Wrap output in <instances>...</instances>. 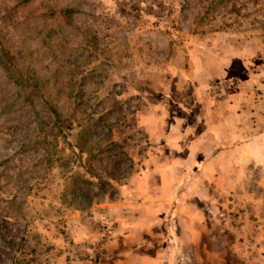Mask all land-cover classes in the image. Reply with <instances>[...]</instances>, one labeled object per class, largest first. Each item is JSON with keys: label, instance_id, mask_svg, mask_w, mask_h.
<instances>
[{"label": "rangeland", "instance_id": "rangeland-1", "mask_svg": "<svg viewBox=\"0 0 264 264\" xmlns=\"http://www.w3.org/2000/svg\"><path fill=\"white\" fill-rule=\"evenodd\" d=\"M14 4L0 0L6 55H43L5 64L16 87L0 65V264H264V0ZM61 8L74 14L50 18ZM54 85L58 119L42 102ZM189 125L200 150L180 152L164 136ZM95 176L106 196L67 195L71 179ZM175 204L202 222L196 250L172 224Z\"/></svg>", "mask_w": 264, "mask_h": 264}, {"label": "trees", "instance_id": "trees-1", "mask_svg": "<svg viewBox=\"0 0 264 264\" xmlns=\"http://www.w3.org/2000/svg\"><path fill=\"white\" fill-rule=\"evenodd\" d=\"M36 0H15V4L13 5L14 9L17 10H22L25 7H28L30 5H32ZM49 13L50 18H52L53 20H62V19H67L70 18L73 14H74V10L71 8H61L59 9L57 12L56 11H51V10H47ZM30 29L29 32L31 34H33L34 29H32V26L29 25ZM36 28V27H35ZM29 45H26V48H28ZM38 51H25L24 47H21L20 50H18L16 52V54L13 57H8V55H6V49L4 48V42L2 40V35L0 34V65L3 66L6 69V73L7 76L11 77V81L14 82V86H18L19 85V81H17V77H16V72L17 70H15V67H11L10 63H13V61L19 63V60L22 58H25L26 60H28L29 62V66H34L39 63L40 59V55L42 58L43 52L42 53H37ZM37 54V55H36ZM13 60V61H11ZM5 64H10V65H5ZM36 66L30 68V70L35 73L37 71ZM41 71V70H40ZM42 72V71H41ZM37 78H40V76H38ZM49 80L47 79L46 84L48 85ZM63 86V85H62ZM41 89H43V87H41ZM54 95L48 96V98L46 99V101H42L43 105L45 108H47L48 112L51 113L53 116H55L58 119V114H57V110H56V106H57V102H59V100L61 99L59 97L60 94V87L54 85L52 87ZM68 98V97H67ZM33 99V95H26L22 101L24 100L26 103L31 102ZM31 104V103H29ZM95 122L93 123V125L91 127H86L84 128L81 132L78 133V141L76 143V148L81 152L84 153L85 150L87 149V147L90 145V143L92 142V138L93 135L95 134L94 127H95ZM46 141H43L42 143H44ZM112 147H116V145H112ZM105 154L103 152H98V153H89V161L90 162H94V163H100L104 161V156ZM107 159L108 156H107ZM95 180L96 182L93 181H88V180H82L81 177H76L74 179H71L70 184L65 187V191L67 192V195H72V199L73 200H78V199H85V204L87 206H89L93 201V199L95 198L96 200H98L99 198H102L104 196L107 195V190L106 187L109 189H112L111 185H110V181H106L105 179H102L100 177H96L95 176ZM111 181H114V179H111ZM82 183H86L87 186L89 187H94L95 191L92 194V196L90 195L91 193L85 189L81 187ZM65 192V193H66ZM84 192V193H83ZM113 194V193H112ZM110 194V195H112ZM79 208L82 207L81 203L78 206Z\"/></svg>", "mask_w": 264, "mask_h": 264}, {"label": "crops", "instance_id": "crops-1", "mask_svg": "<svg viewBox=\"0 0 264 264\" xmlns=\"http://www.w3.org/2000/svg\"><path fill=\"white\" fill-rule=\"evenodd\" d=\"M204 108H205V105H203ZM204 114V118L206 120V113L203 112ZM211 129L217 133L218 130H224L225 127L224 125L221 123V122H217L215 125H211L210 126ZM196 128H194V126L192 125H189L187 126L186 128H183L181 130V132H179L178 134H176L175 136L167 133L165 134V138L167 139V143L168 144H171V141L173 139H175V142L173 143L174 147L180 151V152H183L185 150V147H190L193 151H199L200 150V147L198 145V142H200V137L197 136L198 134L196 133ZM223 133V132H222ZM220 133L219 135L220 136H226V134H222ZM218 134V133H217ZM173 138V139H172ZM225 140V139H224ZM199 154H202V153H199ZM216 157H219V155H217ZM175 161H178L180 160L179 158H174ZM182 206L184 208V211L185 212H190L191 207H188V205H180V204H175V208L177 207V211L175 210V218L173 217V219H176L175 221L172 222V224L176 225L180 228L181 226L183 227H186L187 230H183V228L181 227V230L184 231L187 235V238L186 237H183L184 239L183 242H184V246L186 247L187 245H193L192 247L196 250V247H197V244L200 242V235L198 233V230H199V223L202 224L201 220L199 219V217L197 219V221H192V220H189L187 221V219L183 218L182 216H185L186 215H182ZM163 208V207H162ZM162 210V209H161ZM146 216L143 217V219H145V226L149 225L150 223V216H149V209L147 208L146 209ZM182 215V216H181ZM193 231V232H191ZM181 236H184L183 234H181ZM169 239L172 241V244H175L177 243V237H176V234L174 232V230L172 231V229L170 230L169 232ZM193 249V250H194ZM145 259H148L149 260V263L148 261L147 262H144L142 261V264H162L163 261H161V259L158 260V262H153V257H152V254L146 256ZM175 259H177L179 262L181 261V256L179 257H175ZM143 260V259H142ZM172 264H176V263H172Z\"/></svg>", "mask_w": 264, "mask_h": 264}]
</instances>
